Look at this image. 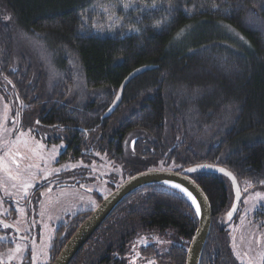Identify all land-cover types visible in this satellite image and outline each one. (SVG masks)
Returning <instances> with one entry per match:
<instances>
[{"label":"trees","instance_id":"trees-1","mask_svg":"<svg viewBox=\"0 0 264 264\" xmlns=\"http://www.w3.org/2000/svg\"><path fill=\"white\" fill-rule=\"evenodd\" d=\"M96 1L0 0V95L13 108L12 118L17 98L21 126L30 125L32 135L38 124L57 131L54 139L65 144L61 163H87L91 150L124 164L130 162L124 148L132 144L134 174L159 163L175 172L211 164L239 184L264 188V0H137L114 36L93 33L89 9ZM15 31L57 49V73L17 57ZM143 66L154 69L134 78L118 108L101 120L122 81ZM203 87L215 91L211 102L221 101L225 109L206 142L198 137L210 131L214 115L201 126L197 114L178 108L186 90ZM190 176L206 195L212 217L199 264H240L223 229L229 181L209 173ZM88 213L59 229L67 231L65 240ZM197 223L182 194L148 185L115 208L70 264H127L133 258L185 264ZM159 238L169 246L159 250ZM65 240L52 244L51 257ZM8 248L0 244V251Z\"/></svg>","mask_w":264,"mask_h":264},{"label":"rangeland","instance_id":"rangeland-1","mask_svg":"<svg viewBox=\"0 0 264 264\" xmlns=\"http://www.w3.org/2000/svg\"><path fill=\"white\" fill-rule=\"evenodd\" d=\"M137 2V0L96 1L89 9L93 14L91 24L93 33L99 36H114L124 27L125 18L127 19L126 13L138 7ZM14 39L16 46L14 54L17 57L25 56L29 63L39 65L48 73H57L62 58L57 49L51 48L44 39L30 32L15 31ZM214 92L206 87L200 90L192 88L186 90L184 96L178 100L180 111L186 108L189 114H197L198 122H203L201 126L205 125L204 120L208 116L214 115L212 128L207 134L204 131L198 137L200 142H206L222 124L225 109L221 101L216 105L211 102L210 96ZM11 118L8 105L0 95V191L1 193L6 191L4 197L24 199L38 183L60 173H62L64 185L71 184L82 177L81 180L86 181L81 186L94 192V195L82 192L76 185L64 186L49 190L42 199L44 201L42 207L33 206L30 211L22 207H13L18 215L14 219L15 224L21 229L26 227L29 232H25L29 239L27 243L15 242L13 250L6 254L5 260L13 264H24L23 261L26 259L29 264H50V248L57 229L75 215L94 210L99 204V199L105 198L113 189L134 174L138 164L134 162L130 153L132 144H128L124 148V156L130 162L124 164H115L104 155L88 150L90 158L86 160L87 163L81 160L67 161L56 166L59 152L64 151L63 145L45 148L37 139L31 136L23 137L21 134H15L13 141L5 142L7 138L2 136L6 135L5 126L11 123ZM156 168L168 169L164 168L161 163ZM2 186H4V191L1 189ZM239 187L242 197L235 213L231 214V217L226 213L222 218L223 229L228 237L230 250L240 264H263L264 188L253 186L248 181L240 182ZM38 196L42 194L39 193ZM228 198L231 208L234 197L230 191ZM18 221L24 222V226H20ZM157 242L159 250L165 249L170 244L160 238ZM153 263L154 260L143 262L135 258L127 260V264Z\"/></svg>","mask_w":264,"mask_h":264},{"label":"water","instance_id":"water-1","mask_svg":"<svg viewBox=\"0 0 264 264\" xmlns=\"http://www.w3.org/2000/svg\"><path fill=\"white\" fill-rule=\"evenodd\" d=\"M153 69L154 67L152 66H143L133 70L120 84L116 96L114 97L107 110L101 116V120L109 118L118 108L122 100V95L125 87L134 78ZM188 169H193V171H188ZM221 169H223L224 171L222 172ZM225 172L230 173L225 168L217 165L199 164L189 167L183 172L149 169L130 176L118 187L113 189L112 192L109 193V195L103 198L99 202L98 206L88 214V216L80 223L73 234L68 237L67 240H65V243L62 245L59 252L51 258L50 264H70L75 255L87 244L93 234L111 215L115 208L127 196L137 191L138 189L148 185L158 184L177 191L176 189L167 186L166 183H175L184 188L196 201L197 206H199L200 208V212L199 214H197L196 208L183 196L193 206L198 220L197 228L187 248L185 264H199L202 250L210 234L212 217L210 205L206 195L190 175L196 173H209L225 177L231 185V192L234 197L233 204L227 214L229 212H231V214H234L238 207L242 194L236 178L231 173L230 176L225 175ZM0 223L2 224V222ZM7 227L14 231L16 240L21 242L25 241V239L20 236L21 233L18 229H16L12 225H7ZM64 235L65 233H63V235L61 236V240L63 239Z\"/></svg>","mask_w":264,"mask_h":264},{"label":"flooded vegetation","instance_id":"flooded-vegetation-1","mask_svg":"<svg viewBox=\"0 0 264 264\" xmlns=\"http://www.w3.org/2000/svg\"><path fill=\"white\" fill-rule=\"evenodd\" d=\"M12 96H13V98L16 97V95H14V94ZM9 99H10V97H9ZM16 101H17V110H15V112H16L14 115L15 117L11 118V123H9L8 125L5 126L6 135L2 136L3 138H7V140H5L6 143H7V141L8 142L13 141L15 134L16 135L21 134V136H23V137L31 136V137L35 138V140L37 139V141L39 143H42L45 148H54V147H60L61 145H63V147L65 149L64 142H56L57 139H54L57 137V133H56L57 131H53L52 129H50V127H45V126L38 124L37 125V127H38L37 132L35 131L36 135H35V133H34V135H32V133L30 131V125L26 124V126H24V125L21 126V124H20L21 123V116H20V112H19L20 103H19L17 98H16ZM8 111L11 115L13 113V108L8 107ZM14 121H16L15 125H14ZM59 130H61V129H59ZM62 153H63V151L61 150L59 152L58 162L56 163V166H59L62 164L59 160ZM81 178L82 177H80V179L77 178L79 180H76L75 182H73L71 184H65L64 185L62 183V173H60L51 179H47L46 181L38 183L37 186L34 187L35 189L33 188L32 191L29 192L30 193L29 196L27 195L28 197H26L24 199H12V198L4 197L6 191H4V186H2L1 189H2V191H4V193H1V191H0V198H1V200H0V212L3 211V213L0 214V222H2V224L0 223V244L10 245L11 248L1 250L0 251V258L6 257V254L13 249V245L15 242L21 243V241L16 240V236H15L14 231L11 230L10 228H8L7 225H12L13 227H15L16 229H18L20 231V233H21L20 236L25 239V241H23V242L27 243L28 239H29V237L27 236V232H25L28 230L26 229V227H23L24 222L18 221L19 225L22 226L23 229L19 228L15 224L14 219L18 215L16 214V211L13 208L14 206L26 208V209H28V211H30V209H32L33 206L35 208L42 207L44 205V201L42 199L48 194L49 190H51V189L54 190V189L64 187V186L73 187L74 185H76L77 188L80 187L79 189L82 190V192H85L88 194L90 193V194L94 195V192H92L91 190L86 189V188L81 186V185H83V183H85L84 181H86L85 179H83V181H82ZM39 193L42 194V196H38ZM101 200L99 199V202ZM91 211L92 210H89L86 212L90 213ZM60 228L57 229L56 236H55L54 240L52 241V244L57 240L58 241H64L65 240V236L67 234V231H63V230L59 231ZM63 233H65V235H64L63 239L61 240V236L63 235ZM25 257H26V255H25ZM23 263L29 264V261L27 262V259H26L25 261H23ZM0 264H13V263H7V261H3L2 259H0Z\"/></svg>","mask_w":264,"mask_h":264},{"label":"snow or ice","instance_id":"snow-or-ice-1","mask_svg":"<svg viewBox=\"0 0 264 264\" xmlns=\"http://www.w3.org/2000/svg\"><path fill=\"white\" fill-rule=\"evenodd\" d=\"M188 171H193V169H188ZM221 171L223 172L224 170L221 169ZM225 175H229V176H230L231 174L225 172ZM172 187H173V188H179L178 185H172ZM179 190H180L182 193H184L186 196H188V199L192 200L193 205H196V201L191 197V195H189L188 193H186L185 190H184L183 188H180ZM196 212H197V214H199V212H200V208H199V206L196 207ZM228 215H229V217H231V212H229Z\"/></svg>","mask_w":264,"mask_h":264},{"label":"bare ground","instance_id":"bare-ground-1","mask_svg":"<svg viewBox=\"0 0 264 264\" xmlns=\"http://www.w3.org/2000/svg\"><path fill=\"white\" fill-rule=\"evenodd\" d=\"M167 186L169 187H172V185H178V184H175V183H166ZM179 186V185H178ZM173 188V187H172ZM182 188L181 186H179V188H174L176 189L177 191H179L192 205V200L188 199V196H186L184 193H182L179 189ZM184 189V188H183ZM185 190V189H184ZM186 193H188L186 190H185ZM189 194V193H188ZM190 195V194H189ZM195 208L197 207V204L196 205H193Z\"/></svg>","mask_w":264,"mask_h":264},{"label":"crops","instance_id":"crops-1","mask_svg":"<svg viewBox=\"0 0 264 264\" xmlns=\"http://www.w3.org/2000/svg\"><path fill=\"white\" fill-rule=\"evenodd\" d=\"M62 225H63V224H62ZM13 248H14V245H13ZM50 249H51V248H50ZM12 250H13V249H12ZM12 250H11V251H12ZM0 259H2L3 261H6V260H5V257H4V258H0Z\"/></svg>","mask_w":264,"mask_h":264}]
</instances>
